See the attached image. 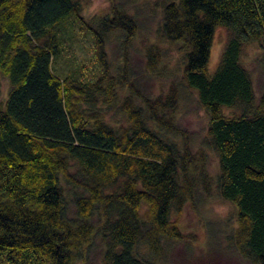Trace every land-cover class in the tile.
I'll return each instance as SVG.
<instances>
[{
  "label": "trees",
  "instance_id": "16d2710c",
  "mask_svg": "<svg viewBox=\"0 0 264 264\" xmlns=\"http://www.w3.org/2000/svg\"><path fill=\"white\" fill-rule=\"evenodd\" d=\"M162 10L161 35L183 52L184 84L209 117L219 193L238 211L232 240L249 264H264V89L257 97L242 61L255 43L264 67V0H167ZM108 12L89 21L83 0H0V264H77L97 235L103 264H160L185 238L176 215L209 186L205 152L176 121L178 87L143 90L128 56L136 18L118 0ZM73 22L92 33L100 68L61 77L53 63ZM218 26L230 37L211 74ZM113 34L122 38L116 66ZM161 57L150 44V74ZM69 189L79 192L75 216Z\"/></svg>",
  "mask_w": 264,
  "mask_h": 264
},
{
  "label": "rangeland",
  "instance_id": "374dc122",
  "mask_svg": "<svg viewBox=\"0 0 264 264\" xmlns=\"http://www.w3.org/2000/svg\"><path fill=\"white\" fill-rule=\"evenodd\" d=\"M167 0H118L121 7L135 16L138 33L132 41L128 56L132 73L144 91L152 95L167 92L172 85L178 87L179 105L176 112L177 124L188 132L192 150H202L206 154L207 172L210 175L206 189L197 187L194 199L187 203L180 214L176 215L184 226L185 238L169 244L167 254L160 264H249L236 249L232 236L237 228L238 211L236 206L225 200L219 193L217 180L220 171L219 157L210 145L207 137L209 117L199 102L197 93L185 86L183 81V52L174 43L161 35L163 3ZM110 0H83V13L87 20L100 18L108 14ZM61 58L53 63L54 71L61 77L66 76L75 67H85L86 74L98 72L100 64L96 59L95 40L91 32H80L77 22L68 28ZM230 37V31L224 26L215 30L214 41L209 58V72L212 74L220 60L223 49ZM122 38L113 34L107 44L109 58L118 64L122 53ZM150 44H158L162 57L158 75L146 70V50ZM260 49L255 43L245 45L242 61L251 71L257 97L264 89V67L260 63ZM135 74V75H134ZM174 86V87H175ZM10 83L2 78L1 98L8 97ZM176 88V87H175ZM229 115L235 110L226 109ZM67 195L68 212L75 216L74 197L78 191L69 189ZM105 241L97 235L87 252V258L77 264H103Z\"/></svg>",
  "mask_w": 264,
  "mask_h": 264
}]
</instances>
